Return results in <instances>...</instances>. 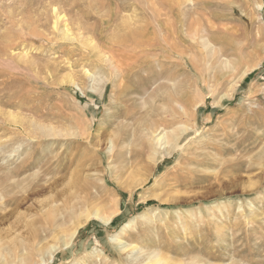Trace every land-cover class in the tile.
I'll use <instances>...</instances> for the list:
<instances>
[{"label": "rangeland", "instance_id": "1", "mask_svg": "<svg viewBox=\"0 0 264 264\" xmlns=\"http://www.w3.org/2000/svg\"><path fill=\"white\" fill-rule=\"evenodd\" d=\"M148 255L264 264V0H0V264Z\"/></svg>", "mask_w": 264, "mask_h": 264}, {"label": "bare ground", "instance_id": "2", "mask_svg": "<svg viewBox=\"0 0 264 264\" xmlns=\"http://www.w3.org/2000/svg\"><path fill=\"white\" fill-rule=\"evenodd\" d=\"M55 4H56V3H55ZM55 4H54V5H55ZM57 8H58V7H57ZM57 12H58V11H57ZM57 14H58V13H57ZM115 14H116V13H115ZM69 16H70V15H69ZM61 17H63V16H61ZM55 19H56V18H55ZM60 19H61V18H60ZM60 19H59V20H60ZM59 20H58V22H59ZM63 21H65V20L63 19ZM76 21H77V20H76ZM58 22H57V23H58ZM82 25H83V24H82ZM55 26H56V25H55ZM82 29H83V28H82ZM62 31H63V30H62ZM83 31H84V30H83ZM60 33H61V32H60ZM68 34H69V33H68ZM68 34H66V33H65V34H64V33H61V35H63V36H64V35H68ZM136 35H137V34H136ZM63 36H62V38H64ZM134 36H135V35H134ZM138 36H140V34H138ZM65 38H66V36H65ZM73 39L75 40V37H74ZM65 40H69V38H68V39H65ZM70 41H71V39H70ZM122 41H124V40H122ZM124 42H125V41H124ZM145 42H146V41H145ZM126 44H127V43H126ZM121 45H122V44H121ZM128 45H129V44H128ZM132 47H134V46H132ZM138 52H139V51H138ZM93 214H94V215H93L94 217H98L102 222H107V220H105L103 217L98 216L97 211H96L95 213H93ZM74 234H75V233H73L72 236H74ZM72 236H71V237H72ZM151 258H152V257H151L150 255H148V256L144 259L143 263H144V264H149V261H150Z\"/></svg>", "mask_w": 264, "mask_h": 264}]
</instances>
